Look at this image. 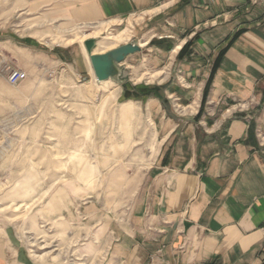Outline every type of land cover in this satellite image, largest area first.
<instances>
[{"label": "crops", "instance_id": "obj_1", "mask_svg": "<svg viewBox=\"0 0 264 264\" xmlns=\"http://www.w3.org/2000/svg\"><path fill=\"white\" fill-rule=\"evenodd\" d=\"M40 7L76 25L140 18L135 30L157 33L156 50L173 68L172 79L154 72L162 97H140L158 143L125 221L110 231L109 262L264 264V0ZM0 264H34L16 229L1 222Z\"/></svg>", "mask_w": 264, "mask_h": 264}, {"label": "rangeland", "instance_id": "obj_2", "mask_svg": "<svg viewBox=\"0 0 264 264\" xmlns=\"http://www.w3.org/2000/svg\"><path fill=\"white\" fill-rule=\"evenodd\" d=\"M30 1L0 0V222L34 264H111L110 231L125 221L158 143L140 97H162L154 72L172 79L173 68L158 34L135 30L140 18L76 25ZM88 38L95 53L124 43L141 51L116 79L98 81ZM8 67L26 78L10 84Z\"/></svg>", "mask_w": 264, "mask_h": 264}, {"label": "water", "instance_id": "obj_3", "mask_svg": "<svg viewBox=\"0 0 264 264\" xmlns=\"http://www.w3.org/2000/svg\"><path fill=\"white\" fill-rule=\"evenodd\" d=\"M96 41L94 38L84 40V46L89 54V60L95 78L98 81L110 78L116 79L121 72V63L125 57L141 51V46L135 43H124L103 53H92Z\"/></svg>", "mask_w": 264, "mask_h": 264}, {"label": "built area", "instance_id": "obj_4", "mask_svg": "<svg viewBox=\"0 0 264 264\" xmlns=\"http://www.w3.org/2000/svg\"><path fill=\"white\" fill-rule=\"evenodd\" d=\"M26 78V72L17 67H8L7 69V81L12 84H18Z\"/></svg>", "mask_w": 264, "mask_h": 264}, {"label": "bare ground", "instance_id": "obj_5", "mask_svg": "<svg viewBox=\"0 0 264 264\" xmlns=\"http://www.w3.org/2000/svg\"><path fill=\"white\" fill-rule=\"evenodd\" d=\"M102 30H103V28L101 27V28H99V29H96V30L90 32V33H89L88 35H86V36H97V35H99V34L102 33ZM117 34H118V32H117V33H114V34L112 35V38H113V39H116V37L118 36ZM146 43H147V41H146V42H142L140 45H144V44H146ZM86 51H87V50H86ZM92 53L94 54V53H95V50H93ZM88 56H89V54H88ZM123 115H124V113H123Z\"/></svg>", "mask_w": 264, "mask_h": 264}, {"label": "trees", "instance_id": "obj_6", "mask_svg": "<svg viewBox=\"0 0 264 264\" xmlns=\"http://www.w3.org/2000/svg\"><path fill=\"white\" fill-rule=\"evenodd\" d=\"M188 46V43H186L184 46H183V48L181 49V51H180V53L186 48ZM127 96H129V95H127ZM126 96V97H127ZM134 96V95H133Z\"/></svg>", "mask_w": 264, "mask_h": 264}]
</instances>
